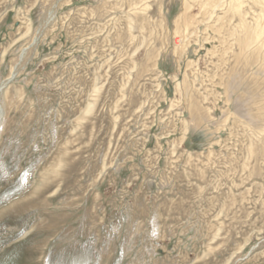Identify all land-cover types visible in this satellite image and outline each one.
Segmentation results:
<instances>
[{"label":"rangeland","instance_id":"1","mask_svg":"<svg viewBox=\"0 0 264 264\" xmlns=\"http://www.w3.org/2000/svg\"><path fill=\"white\" fill-rule=\"evenodd\" d=\"M0 264H264V0H0Z\"/></svg>","mask_w":264,"mask_h":264},{"label":"bare ground","instance_id":"2","mask_svg":"<svg viewBox=\"0 0 264 264\" xmlns=\"http://www.w3.org/2000/svg\"><path fill=\"white\" fill-rule=\"evenodd\" d=\"M261 32V29H260V27L258 26V27H256V30H255V32H254V36H255V38H257L258 36H259V33Z\"/></svg>","mask_w":264,"mask_h":264}]
</instances>
